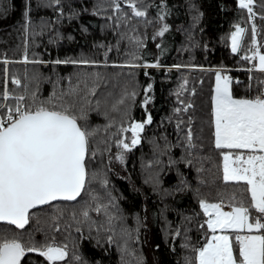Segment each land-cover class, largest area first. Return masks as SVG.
<instances>
[{
    "label": "trees",
    "instance_id": "1",
    "mask_svg": "<svg viewBox=\"0 0 264 264\" xmlns=\"http://www.w3.org/2000/svg\"><path fill=\"white\" fill-rule=\"evenodd\" d=\"M119 4L116 11L113 0H0V96L23 95L32 104L33 94L37 103L65 94L74 114L86 116L81 126L95 131L80 197L33 210L23 229L0 224V236L66 245L68 256L57 264H196L194 249L207 234L200 201L250 206L246 183L223 179L228 149L214 143L212 96L218 69L228 72L234 97L264 94V72L245 59L264 52V0H254V17L239 0H137L146 17H135L126 0ZM236 25L246 32L234 53ZM71 89L78 94L66 95ZM149 114L140 143L119 147L131 141L120 128ZM21 264L51 262L27 253Z\"/></svg>",
    "mask_w": 264,
    "mask_h": 264
},
{
    "label": "snow or ice",
    "instance_id": "2",
    "mask_svg": "<svg viewBox=\"0 0 264 264\" xmlns=\"http://www.w3.org/2000/svg\"><path fill=\"white\" fill-rule=\"evenodd\" d=\"M126 2L135 17L147 16L146 10L137 7V0ZM54 3L59 4L60 0H54ZM113 3L116 11H120L119 0H113ZM239 6L247 9L250 17H254V0H239ZM252 30L255 32V26ZM166 31L168 26L164 25L157 34L163 36ZM245 32L246 29L236 25V31L231 33L234 53L238 51ZM257 55L254 52L252 57L245 59H256ZM258 59L259 70L264 72V55H258ZM25 62H28L27 54ZM55 63L78 62L57 60ZM221 79L217 72L216 94L213 98L215 146L252 151L253 154L248 155L247 160L237 156L231 161L235 167H230V153L223 157V179L226 182L244 181L250 193V206L245 207L241 202L239 206L232 207L230 212H225L219 203L200 201L212 235L202 247L194 249L196 264H264V98L234 99L229 87L231 81L225 77L221 83ZM13 83L19 85L20 81L14 80ZM146 91H151V85ZM77 94V89H71L66 95ZM64 95L57 97L54 93L47 101L37 103L36 95L33 94L32 104H27L23 95L10 97L7 91L0 96V111L3 113L0 115V222L23 229L29 223L31 210L56 200H76L84 191L88 177L86 160L89 158L90 138L95 135V131L90 132L81 126L78 121L86 119V116L83 111L80 116L74 114V105L65 103ZM131 95L134 97L135 93ZM9 99H14L15 103L8 105L2 102ZM119 103L123 104L124 100ZM148 103L150 97L146 96L145 106ZM190 107L189 104L184 111ZM175 111L178 113L181 109ZM151 122L149 114L145 122L133 123L129 128L121 127V133L131 132V141L125 143L121 139L118 146L131 150L140 143V133L145 123ZM187 139L191 145V130ZM257 152L260 154H255ZM117 158L121 162L124 160L123 154ZM239 161L242 163H237ZM96 211L99 212L100 207ZM253 211L257 215L253 216ZM83 216L87 219L88 211H84ZM217 229L222 233L229 229L237 233L235 241L238 253L234 252L232 238L229 235H216ZM244 230L249 234L240 235ZM254 230L259 234H251ZM66 247L54 244L37 247L26 245L19 238L0 236V264H21L27 253H38L51 264H57L67 257ZM75 259L79 260L80 257ZM137 264H142V260L138 259ZM187 264H192V261H187Z\"/></svg>",
    "mask_w": 264,
    "mask_h": 264
},
{
    "label": "crops",
    "instance_id": "3",
    "mask_svg": "<svg viewBox=\"0 0 264 264\" xmlns=\"http://www.w3.org/2000/svg\"><path fill=\"white\" fill-rule=\"evenodd\" d=\"M234 31H236V28H235V30ZM233 31V32H234ZM243 37H244V35H243ZM242 41H243V39H242ZM230 43H231V39H230ZM241 44H242V42H241ZM257 44H258V41H257ZM231 47H232V45H231ZM240 48H241V45H240V47H239V50L237 51V52H239L240 51ZM232 49V48H231ZM256 53H258V55H264V52H261V51H257ZM258 55H257V58H256V67L259 69V59H258ZM217 72H219V74H220V76H221V83H223V79L225 78V77H227L230 81H231V79H230V77H229V74H228V72H225L224 70H217L216 71V74H215V79H214V88H213V96H212V127H213V135H214V133H215V117H214V102H213V98H214V96H215V94H216V92H215V90H216V85H217V81H216V76H217ZM231 83H230V85H229V87H230V91H231V93H232V87H231ZM232 96H233V94H232ZM233 98L234 99H245V98H236V97H234L233 96ZM214 143H215V135H214ZM231 154L232 156H234V155H238V154H244L245 155V158H247L248 157V155H250V154H253L252 153V151L250 150V149H228L227 150V152L224 154V155H226V154ZM258 153V152H257ZM260 154V153H259ZM232 159V158H231ZM223 165H224V159H223ZM229 181H232V180H229ZM210 204H215V203H210ZM221 207L222 208H227V209H231L232 207H234V206H231V205H227V206H225V205H223V204H221ZM207 219H208V217H207ZM207 221V220H206ZM206 230H207V234H206V240H205V243H206V241L208 240V239H210L211 238V235H212V232H211V230L210 229H208V227H207V224H206ZM226 231H228V232H230V234H231V238H232V243L234 244V241H235V236H236V232L235 231H232V230H226ZM264 231V230H263ZM232 233H234V234H232ZM216 235H218V231L216 232ZM236 242V241H235ZM204 243V244H205ZM203 244V245H204Z\"/></svg>",
    "mask_w": 264,
    "mask_h": 264
},
{
    "label": "rangeland",
    "instance_id": "4",
    "mask_svg": "<svg viewBox=\"0 0 264 264\" xmlns=\"http://www.w3.org/2000/svg\"><path fill=\"white\" fill-rule=\"evenodd\" d=\"M243 39V38H242ZM242 39L240 40V43H239V47H240V45H241V42H242ZM231 45H232V42H231ZM232 48V47H231ZM238 50H239V48H238ZM218 70H222V69H218ZM225 71V70H224ZM2 115V114H1ZM255 154H257V155H259V153H255ZM237 156H242L243 158H244V160H247V158H245V155L244 154H236V155H234V156H232L231 155V160H230V167H235L236 165L235 164H232L231 163V161H233V160H235L236 159V157ZM237 163H242V161H239V162H237ZM245 166H247V165H245ZM235 207V206H234ZM222 210L223 211H225V212H230L231 210H232V208L231 209H227V208H222ZM229 230H231V229H229ZM217 231H218V235H229L230 237H231V234H230V232H228V231H225V232H221L219 229H217ZM232 231H234V230H232ZM263 231V230H262ZM206 233H207V230L205 231ZM240 235H248L249 233L247 232V230H244L243 232H240L239 233ZM251 234H253V235H255V234H259V233H257L255 230L251 233ZM55 246H58V247H63L62 245H58V244H56ZM67 251V250H66ZM68 253V252H67ZM68 256V255H67ZM67 258V257H66ZM65 258V259H66Z\"/></svg>",
    "mask_w": 264,
    "mask_h": 264
},
{
    "label": "water",
    "instance_id": "5",
    "mask_svg": "<svg viewBox=\"0 0 264 264\" xmlns=\"http://www.w3.org/2000/svg\"><path fill=\"white\" fill-rule=\"evenodd\" d=\"M82 194V193H81ZM80 197V196H79ZM79 197H77V199L79 198ZM76 199V200H77ZM73 201H75V200H73ZM73 201H69V202H73ZM55 202H68L67 200H56V201H53V202H51V203H55ZM47 205H49V204H47ZM47 205H43V206H40V207H38V208H36V209H39V208H42V207H45V206H47ZM36 209H33V210H36ZM33 210H31V212L33 211ZM30 212V213H31ZM0 224H9V223H7V222H0ZM9 225H11V224H9ZM13 226H15V225H13ZM26 226V225H25Z\"/></svg>",
    "mask_w": 264,
    "mask_h": 264
},
{
    "label": "built area",
    "instance_id": "6",
    "mask_svg": "<svg viewBox=\"0 0 264 264\" xmlns=\"http://www.w3.org/2000/svg\"><path fill=\"white\" fill-rule=\"evenodd\" d=\"M259 97H262V98H264V95L262 94V95H260Z\"/></svg>",
    "mask_w": 264,
    "mask_h": 264
}]
</instances>
